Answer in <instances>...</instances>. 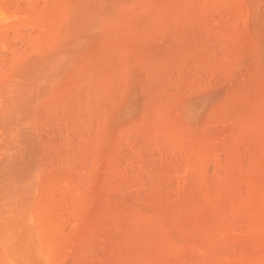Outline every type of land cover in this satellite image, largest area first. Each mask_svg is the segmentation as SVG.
Instances as JSON below:
<instances>
[{"label": "bare ground", "instance_id": "6f19581e", "mask_svg": "<svg viewBox=\"0 0 264 264\" xmlns=\"http://www.w3.org/2000/svg\"><path fill=\"white\" fill-rule=\"evenodd\" d=\"M257 162L264 0H0V264H207Z\"/></svg>", "mask_w": 264, "mask_h": 264}, {"label": "rangeland", "instance_id": "374dc122", "mask_svg": "<svg viewBox=\"0 0 264 264\" xmlns=\"http://www.w3.org/2000/svg\"><path fill=\"white\" fill-rule=\"evenodd\" d=\"M227 142L229 143V142H231V141H229V140L227 139V141L225 142V146H226V147H227V145H228V147H229V145H230L231 143H233V142H231V143L228 144ZM226 143H227V145H226ZM226 149H227V148H226ZM218 150H219V149H218ZM219 151H220V150H219ZM221 151H222V150H221ZM221 151H220V152H221ZM220 152H218V153H220ZM222 152H223V151H222ZM218 153H217V150H215L213 156L211 155V156H212V158H211L212 162H213V159H215L216 157L219 156V155H218V156H215V158H214V155H217ZM221 154H223V153H220V155H221ZM209 158H210V157H209ZM207 160H208V162H209L210 159H207ZM211 160H210V162H211ZM210 162H209V163H210ZM212 162H211V163H212ZM238 162H239V161H238ZM238 162H237V168H238V169H239V168H241V169L243 168V169L245 170V169H249V168H250V167H249V168H244V167L241 166L242 164L239 166V165H238V164H239ZM127 163H128V162H127ZM127 163L124 164L126 170L129 169V168H127V167L130 166V163H129V165L126 166ZM209 163H208V164H209ZM211 163H210V164H211ZM254 163H255V162H254ZM208 164H207V165H208ZM211 165H212V166L209 165V167H207V171L209 170L207 173L211 172L212 169L210 170V168H211V167L213 168V163H212ZM252 165H253V164H252ZM263 165H264L263 163L260 165V162H259V163L257 162L256 165H254V166H255V169H256V167H258V168L261 167V166L263 167ZM182 167H183L184 171H185V172L187 173V175H188V170L185 168L186 166H185V167L182 166ZM238 169L235 168V172L240 170V169H239V170H238ZM262 169H264V168H261V169L259 168L260 171H261ZM259 170H258V171H259ZM239 172H240V171H239ZM247 172H248V171H247ZM236 173H237V172H236ZM248 173H249V172H248ZM209 174H210V173H209ZM209 174H208V175H209ZM235 175H236V174H235ZM262 176H263V175H262ZM262 176H261L260 178H258L259 181H257V179L255 180V181H256V183H255L256 185H255V184L252 185V184L250 183V185H252V187H254V188H251V187L249 188L250 191H251L252 189L254 190V191L252 190L254 193L251 192V195H250L249 192L246 193V191H247L246 189H247V188H246V186H243V187H245V188H244V191H243V194L246 193V195H245L246 198H248V197L250 198V197H251L250 200H249V198H248V200H247L246 198H244V200H245V199L247 200V202H246V201L244 202V203H245L244 206L246 205L247 208H245V207L242 206V208H243V213H244L243 216H244V217H245L246 215H247V216H248V215L250 216V214H251V217H249V216L247 217V216H246V217H247V220L250 219V221H247V220L245 219L246 222H252V223H251V226H247V223H246L245 220H244V222H245L246 224H244L243 226H246V227H245L246 229H245V228H243V229L247 231L246 233H245L242 229H240L241 227H243V226H242L243 222H242L241 220L244 219V217L242 216V217H243V218H242V217H241V214H240V215L238 214V215H239L238 218L241 217V218H242L241 220L238 219L237 217H235V216H238V215H234L235 212H234V211H233L234 213L232 212V210H233L232 208H231L232 210H231V209H230V210H231V212L233 213V215H232V213H231L230 211H229V212H230L231 215L234 217V219L237 218L238 220L241 221V222H240V223H242V224H241V227H240V225L237 226V227H235L236 225L234 226V223H235L236 219H235V220H234V219H231L232 222H230V220L227 219L228 217L230 218V213H229L228 211H227V218H226V216L223 214V218H225V219L227 220V222H226V220H225L224 223H222V222H223V220H222L223 218L221 219V215H222V214H221V211L223 212L224 210H229V208L231 207V205H230L229 208H228L226 205H229V204H228V203L226 204V202H225V203H222V207H223V209H221V211H219L220 219H221L220 222H221V224H223L224 226H225V224H226V226H227V225H229V224L231 223V225H229V226H233V227H229V226H227V227H226L227 229H225V227H223V230H224V229H225V230L222 231V227L219 228V227L221 226V225H220V222L218 221V225H220V226H218V225L216 224L217 222L215 223V221H216V220H214L215 217H213V215H211V214H208L210 217H206V218H210V219H208V220H212V219H213V221H208V222H210V223L207 222V227L215 226L214 223H215L218 227H215V228H214V227H210V228H208L210 231L212 230V231H211V232H212L211 234H210V232H208V231H209L208 229L205 230V227H201V228L198 229V231H201V234L204 232V233L206 234V237H207V238H208V235H210V238H211V237L213 236L212 234H215V231H219V233H221V234H215V235H218L219 237H223V236L225 237V236H226V237H225V240H226L227 238H229V240L227 239L228 241H225V240H224V237H223V239H221V238L219 239V238H216V236L214 235L215 238H213V237H212L213 239H212V238H211V239L208 238V240L210 239V240H209L210 242H208L207 239H206V242H205V243H207V244H206L205 246H208V247H209L210 244H212V243L214 242V239H216V240H215L216 243L219 242V243H217V244H218V245H219V244H220V245H223V247H224V251L222 250L223 248H222V249L219 248V249H220V250H219V249H218V245H217V248L215 249V246H216V245H214V244L211 245L212 247L214 246V247H213L214 250L212 249V250L210 251V249H207V247H206L207 252L210 251L209 254L212 253V254H211L212 257H213V255L216 254L217 252L219 253V252L223 251V254L220 255V254H221V253H220V254H219L220 256H218V258L221 259V258H223L224 256H226V258H227V259H225V260H224V259H223V260H222V259L219 260L218 258L216 259L215 257L217 256V254L214 255L213 259L210 257L211 255H210V256L207 255L208 257H204V256H203V257L205 258V260H206V258H207V260H208V261H207V264H208V262H209L210 260H211V261L214 260V262H210L209 264H230V263L232 264L233 262H234L233 264H235L237 261H239V262H238L239 264H241L242 262H243V264H264V250H263V252H262V249H264V247H262V246H264V241H263V240H264V236H263V235H264V233H263V232H264V229H263V228H264V222H263V221H264V215H263V214H264V210H263L264 207H262V206H264V204H263V202H262V201H264V196H263V200H262V201L259 200V199L262 197V195H264V186H263L262 184H261V185H262V186H261L260 183H259V182L261 181V183L264 184V181L262 182V180L264 179V177H262ZM187 177H188V176H187ZM262 178H263V179H262ZM187 180H188V178H187ZM222 180H224V179H222ZM194 182H195V181H193V183H194ZM211 182H212V181H211ZM257 183L259 184V186H261V188L258 187V184H257ZM255 186L260 190V191L257 190V192H259V193H256V192H255V191H256V190H255V189H256ZM242 190H243V188H242ZM245 190H246V191H245ZM262 191H263V193H262ZM244 192H245V193H244ZM252 193H253V194H252ZM260 193H262V195H261ZM256 194H259V196L261 195V197L257 196ZM247 195H248V196H247ZM249 195H250V196H249ZM252 196H254V198H252ZM257 197L259 198V199H258V202L255 201V200H257ZM261 199H262V198H261ZM244 200H243V201H244ZM251 201H253V202H251ZM216 202H217V201H216ZM248 202H249V203H248ZM256 202H257L258 204H257V206H254V205H255L254 203H256ZM241 203H242V202H241ZM241 203H240V204H241ZM247 203H248L249 205L252 204L251 206H252V207L254 206V208H256V209H254V210H256L255 212H257V213H253L254 217H252V216H253L252 213L248 214V211H247V210H246L247 212L245 213L244 208H245V209H249V208H251V212H253L252 207H248V206H247V205H248ZM260 203H261V204H260ZM216 204H217V203H216ZM220 204H221V203H220ZM220 204H219V206H221ZM223 204H226V205H223ZM262 204H263V205H262ZM210 205H211V204H210ZM214 205H215V204H214ZM214 205H213V206H214ZM241 205H242V204H241ZM213 206H212V205H211V206L208 205L207 208L210 207V209H211V208H213ZM239 206H240V205H238L237 210L240 209V211L238 212V211L235 209L236 213H237V212H238V213L241 212V208H240ZM258 206L260 207V209H258ZM214 207L216 208L215 210L218 211V209H219L218 204H217V207H216V205H215ZM224 207H225V208H224ZM207 208H205V210H206ZM226 208H228V209H226ZM261 208H262V209H261ZM257 210H260V211L258 212ZM262 210H263V212H262ZM203 211H204V210H203ZM207 211H209V210L207 209ZM249 211H250V210H249ZM204 212H206V211H204ZM204 212H203V213H204ZM211 212H212V213H213V212L215 213V211H212V210H211ZM207 213H208V212H207ZM207 213H205V214L207 215ZM209 213H210V212H209ZM224 213H225V211H224ZM236 213H235V214H236ZM259 213H260L261 215H260ZM205 214H203V215H205ZM215 214H216L217 216L219 215L218 212H216ZM215 214H214V216H215ZM225 214H226V213H225ZM257 214H258V216H257ZM228 215H229V216H228ZM259 216H260V217H259ZM261 216H262V217H261ZM251 218H252V219H253V218H254V219L256 218V220L253 219V221H251ZM238 220H237L236 222H238ZM259 220H260V221H259ZM228 221H229V222H228ZM255 221H257V222L255 223ZM212 222H214V223L212 224ZM225 222H226V223H225ZM260 222H261V223H260ZM232 223H233V224H232ZM208 224H209V226H208ZM210 224H211V225H210ZM255 224H256L257 226H259V227H256L255 229L252 228L253 232H252L251 229H250V230H247V228H248V227L251 228L252 225H254L253 227H255V226H256ZM223 225H222V226H223ZM248 225H250V224H248ZM261 225H262L263 227H262ZM205 226H206V225H205ZM207 227H206V228H207ZM228 227H229V228H228ZM261 227H262V228H261ZM249 228H248V229H249ZM259 228H261V229L259 230ZM204 230H205V231H204ZM213 230H214V232H213ZM258 230H259V231H258ZM202 231H203V232H202ZM220 231H222V232H220ZM225 231H226V233H228V232H234L235 234H233V233H232V234L228 233L229 235H228V234L226 235V234H225ZM235 231H238V233L235 232ZM241 231H242V232H241ZM206 232H207V233H206ZM223 232H224V233H223ZM240 232H241V234H243V235L245 234V235H246V238H245V235H244V236H243V235L241 236V235L239 234ZM255 232H256V233L259 232V233L256 234ZM261 232H262V235H261ZM194 233L197 234L196 232H194ZM216 233H217V232H216ZM236 234H238V235H236ZM202 235H203V234H202ZM230 235H232V237H233V235H234V238H235V239L237 238V239H236L237 241L234 240L232 237H230ZM204 236H205V235H204ZM218 236H217V237H218ZM235 236H237V237H235ZM238 236H240V237H239L240 239H241V237L243 238V239L241 240L242 242L240 241V239H238ZM248 236H249V237H248ZM250 236H251V238H250ZM247 238H248V239H247ZM197 239H198V240L200 239L199 241L201 242V240H204L205 238H204V239H203V238H202V239H201V238H197ZM231 239H232V240H231ZM260 239H261V240H260ZM211 240H212V243H211ZM230 240H231V245H230ZM238 240H239V241H238ZM243 240H244V241H243ZM245 240H246V241H245ZM250 240H251V241H250ZM252 240H253V241H252ZM195 241H197V240L195 239ZM199 241H198V242H199ZM235 241H236V242H235ZM259 241H260V243H259ZM234 242L236 243V246H238V245H240V244L243 243L242 245H240V246H241L240 248H243V247H244L243 249H245V250H244L245 252H244L242 249H240V252H241L242 254H244V255H242L241 253L239 254V252H238V251H239V247L237 248V247L235 246V244L232 245V243H234ZM244 242H245V244H247V243H250V244H247V246H245V245H244ZM261 242H262L263 244H262ZM187 243H188V242H187ZM201 243H203V241H202ZM216 243H215V244H216ZM237 243H238V245H237ZM255 243H256V244L258 243V245L260 244L261 246H260V245L258 246V245H256ZM196 244H197V242H196ZM228 244H229L230 246H229ZM184 245H185V244H184ZM197 245H198V244H197ZM200 245H201V244L198 245V248H197V249H199V247H201L203 244H202L201 246H200ZM224 245H225V246H224ZM243 245H244V246H243ZM248 245H249V246H248ZM203 246H204V245H203ZM205 246H204L203 248H205ZM234 246H235V248H234ZM245 247H246L247 249H246ZM261 247H262V248H261ZM209 248H210V247H209ZM257 248H258V249H257ZM260 248H261V249H260ZM171 249H172V248H171ZM173 249L175 250V248H173ZM179 249H181V252H182V250H183V251L186 250V251H184V253H183L184 256L187 255L186 257H184L182 254H180V255H182V256L184 257V259L186 258L185 261H184L185 263L187 262V261H186L187 259H188V261L190 262V255L187 254V253H188V250H187L186 248L184 249V247H183V248H178V249H176V250L179 251ZM225 249H226L227 253H226ZM227 249H228V250H227ZM230 249H233V250H235V251L232 252V250H230ZM237 249H238V250H237ZM199 250H200V249H199ZM204 250H205V249H204ZM218 250H219V251H218ZM229 250H230V251H229ZM248 250H249V253H250V251H252V252L249 254V253H247ZM172 251H173V250H171V252H170V250H169V253L167 254V255H168V258H165V257L163 258V256H162L163 261L166 259V260H165V263H166V264H167V260H168V259H169V260H168L169 263H171L170 261H173V260H171V259L174 257V256H173L174 253H176L177 255H179L177 251H175V252H172ZM196 251H198V250H196ZM215 251H216V252H215ZM254 251H257L258 253H257V252H254ZM186 252H187V253H186ZM189 252H190V251H189ZM199 252H200V251H198V254L200 255ZM202 252H203V254H205L204 252H206V250H205V251L202 250ZM202 252H201V255H203ZM207 252H206V254H207ZM228 252H229L230 254H231V253H232V254L229 255ZM235 252L238 253V255H236ZM260 252H261V253H260ZM164 253H166V252H164ZM195 253H197V252H195ZM225 253H226V255H224ZM234 253H235V254H234ZM245 253H246V254H245ZM254 253H255L256 256L254 255ZM170 254L173 256V257L171 256L172 258H169V257H170V256H169ZM189 254H190V253H189ZM247 254H248V256H247ZM251 254H253V255H251ZM163 255H164V254H163ZM165 255H166V254H165ZM174 255H175V254H174ZM191 255H192V254H191ZM193 255H194V258H192V260H191V262H190L191 264L193 263L192 261H194V264H196V261H200V263L197 262L198 264H204V263H206V262H204V261L199 260L198 257H195L196 254H193ZM228 255H229V258H228ZM235 255H236V256H235ZM239 255H240V256H239ZM241 255H242V256H241ZM257 255H258V256H257ZM259 255H260V256H259ZM261 255H262V256H261ZM197 256H198V255H197ZM222 256H223V257H222ZM231 256H232V257H231ZM243 256H246L247 258H246V257L242 258ZM254 256H255V257H254ZM166 257H167V256H166ZM180 257H181V256H178V259H177L175 262H179V261L182 259V257H181V258H180ZM203 257H202V258H203ZM237 257H239V258H237ZM250 257H251V258H250ZM257 257H258V258H257ZM175 258H177V257H175ZM175 258H173V259H175ZM200 258H201V257H200ZM202 258H201V259H202ZM204 258H203V259H204ZM224 258H225V257H224ZM260 258H261V260H260ZM184 259H183V260H184ZM193 259H194V260H193ZM209 259H210V260H209ZM228 259H229V260H228ZM231 259H232L233 261H232ZM242 259H243V260L245 259V260L243 261ZM256 259H257V260H256ZM178 260H179V261H178ZM183 260H182V261H183ZM230 260H231V262H230ZM234 260H235V261H234ZM246 260H249V261H246ZM262 260H263V261H262ZM227 261H229V262H227ZM241 261H242V262H241ZM253 261H254V262H253ZM259 261H260V262H259ZM261 261H262L263 263H262ZM215 262H217V263H215ZM218 262H219V263H218ZM169 263H168V264H169ZM185 263H183V264H185ZM190 263H189V264H190ZM238 263H236V264H238ZM177 264H178V263H177ZM179 264H180V262H179Z\"/></svg>", "mask_w": 264, "mask_h": 264}]
</instances>
